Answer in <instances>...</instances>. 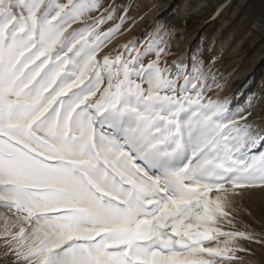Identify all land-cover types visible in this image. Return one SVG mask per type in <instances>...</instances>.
<instances>
[{
  "label": "snow or ice",
  "instance_id": "snow-or-ice-1",
  "mask_svg": "<svg viewBox=\"0 0 264 264\" xmlns=\"http://www.w3.org/2000/svg\"><path fill=\"white\" fill-rule=\"evenodd\" d=\"M111 9V10H109ZM104 0H0V242L13 264H237L264 188L261 99L221 98L167 25L105 51ZM126 11V10H125ZM107 12V15L104 13ZM91 21V22H89Z\"/></svg>",
  "mask_w": 264,
  "mask_h": 264
},
{
  "label": "rangeland",
  "instance_id": "rangeland-1",
  "mask_svg": "<svg viewBox=\"0 0 264 264\" xmlns=\"http://www.w3.org/2000/svg\"><path fill=\"white\" fill-rule=\"evenodd\" d=\"M104 4L116 9L115 19L104 30L119 23L121 16L126 17L121 34L105 51L137 41L144 43L146 33L153 32L158 23L166 24L170 46L164 59L169 64H187L192 56L190 47L197 41L195 56L206 69L211 68L224 86L221 98L236 97L242 104L249 95L260 94L264 67L258 76L257 66L264 64V0H181L176 9L172 7L174 0H104ZM167 11L174 15L169 24L162 18ZM249 119L264 127V99ZM4 211L0 208V215ZM229 211L235 227L226 226L225 230L252 232L257 239L264 240V188L243 190V195L235 201V208ZM241 243L249 251L238 254L242 259L237 264H264V244ZM4 252L0 242V264H13Z\"/></svg>",
  "mask_w": 264,
  "mask_h": 264
},
{
  "label": "trees",
  "instance_id": "trees-1",
  "mask_svg": "<svg viewBox=\"0 0 264 264\" xmlns=\"http://www.w3.org/2000/svg\"><path fill=\"white\" fill-rule=\"evenodd\" d=\"M180 3H181V0H174V4L172 5V7L176 9L179 7ZM162 16H163L162 18H163L164 22L167 24L171 23V21L174 19V15H172V12H168V11L164 12ZM196 45H197V41H195V44L190 47V54L192 56H195L197 54V51L195 49ZM257 67H258L257 68V75L260 76L263 73L262 68L264 67V64L259 65ZM259 92H260V94H257L256 96H260L261 93H264V86L261 89H259Z\"/></svg>",
  "mask_w": 264,
  "mask_h": 264
}]
</instances>
